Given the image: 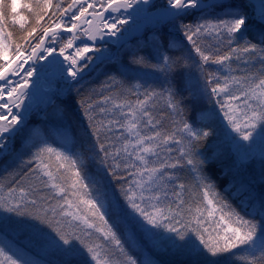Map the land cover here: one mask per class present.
<instances>
[{"label":"snow or ice","instance_id":"snow-or-ice-1","mask_svg":"<svg viewBox=\"0 0 264 264\" xmlns=\"http://www.w3.org/2000/svg\"><path fill=\"white\" fill-rule=\"evenodd\" d=\"M208 8L213 20L182 22ZM244 8L232 0H0V158L20 161L0 195V264H119L116 252L122 264H159L157 250L181 258L167 264H264V189L256 187L264 185V0L252 14ZM113 12L120 16L109 22L105 13ZM93 19L108 31L93 28ZM142 22L152 25L148 51L108 75L106 95L85 92L103 54L83 37L115 36ZM16 24L18 38L8 30ZM130 73L163 80L129 84ZM56 81L79 97L78 143L68 123L60 124L62 143L28 126L39 97L51 93L54 104L64 91L53 89ZM205 96L214 107L200 110L209 123L198 127L186 112ZM220 112L236 136L213 126ZM33 136L39 140L25 150ZM233 156L241 179L231 182L235 192H221L207 168ZM257 162L259 171L249 173ZM226 193L247 198L237 208Z\"/></svg>","mask_w":264,"mask_h":264},{"label":"trees","instance_id":"trees-1","mask_svg":"<svg viewBox=\"0 0 264 264\" xmlns=\"http://www.w3.org/2000/svg\"><path fill=\"white\" fill-rule=\"evenodd\" d=\"M54 1L57 2L58 0H54ZM30 2H34V0H19L20 5H23L24 3H30ZM236 2H238V5H244L245 6L244 10L247 11L248 13L250 12L249 9H251V6L250 7L248 6V4L246 3V0H243L240 2L238 0L232 1L233 4H235ZM207 11H213V10L211 8H209V10L205 9L204 12H207ZM17 12L20 15H23V14H25V16L29 15L27 13V11L23 9L22 6L17 8ZM197 13L201 14V12H196V14ZM192 16H194V15H192ZM192 16H190L189 18H188V16H185L182 18V20H186L184 18H188V20L190 22L195 21V20H193L194 18ZM204 17H206L209 20L214 19V15H208L207 14ZM195 18H197L198 20H202L199 17H195ZM8 20L11 21V17H9ZM6 23H9V21H6ZM29 23H31L30 19H29ZM16 26L19 27L18 24H16ZM17 27H15V29H17ZM8 30H11V29L9 28ZM13 31H14V29H13ZM165 31L166 30L164 29V32ZM14 33H15L14 38H18L20 33L19 32H14ZM146 36H147V38L151 37V32L149 31L146 34ZM164 37H165V34H164ZM138 41L139 40H137V42ZM142 41H140V42H142ZM136 46H139V45L136 44ZM134 48H135L134 44H129L128 46L127 45L123 46V48L120 51L121 53L119 52V56H117L116 58H113L110 61L106 60L104 62L97 64L96 67L94 68V70L91 71L86 76V79L83 82L85 84L84 91L91 93V91L94 89L97 94L103 93L104 95H106L107 92L104 90V85H105V82L107 80L108 75L109 74L116 75L115 69L118 66H120L121 63H123V64L126 63V61L123 58L124 57L123 53L124 52L125 53L131 52ZM136 50L137 49H134L133 51L135 52ZM125 53H124V55H125ZM216 67L217 66H213L210 70H215ZM233 67H235V65H233ZM256 67L257 68L259 67L258 62L256 64ZM118 78H120V77H118ZM127 79H128L129 84L136 83V82L150 83L147 80L137 81L136 79H132V77L130 75L127 77ZM202 82L203 81L201 78V83ZM177 83H178V85L181 84V78L179 76L177 77ZM77 87H79V85H77ZM78 101H79V97L76 95L75 88L72 89L71 92L67 91L64 98L63 97L57 98L55 100L54 104H52L46 108V111H45V113H47L46 117H45V115L43 117L39 116L36 112H34L28 120L29 128L30 129H37L40 131V133L42 135L51 137L57 143H62L64 140V137H63V128L60 127V124H61V122L68 123L71 125V128H72L73 142L78 143V139H79V135H80L79 125L83 120V117L79 111ZM213 107H214L213 100L208 99V97L205 96L204 99L201 100L199 103H194V104L189 105L188 110L186 112V119L190 123L196 124V126H198V127H202V126L208 124L209 121L206 118V113H203L200 110L203 108H209L210 109ZM215 107L217 108V110H219L218 105ZM225 125H227V119H226V117H223V113L220 112V115L216 119L215 124L213 126L222 134L223 131L225 130L224 129ZM226 129L228 132L231 133L232 136L237 135V134H234L232 132V129L230 126H228ZM38 140H39L38 136H33L31 138V140L27 141V145L25 146V150L27 149V147H30L31 143L37 142ZM17 147H20L19 138L17 140ZM79 150H80L79 147H77V151H79ZM203 151L208 152V148L205 147L203 149ZM83 155H84V158H85L89 172L95 173L96 164L93 163L88 158L89 153L85 150V151H83ZM25 159H26V157H25ZM234 159H235L234 156L231 158L221 157L219 160L214 161L213 163L208 165L207 174L215 182L218 190H220L221 192H224L225 189H229V188H231L232 192H235V187H233V184L231 182L235 181L237 186H238L239 180L241 179V177L237 175V173L233 167ZM19 163H20V161L14 159L13 157H8L6 159V161L4 158L0 162V181L3 182L2 183L3 189L6 193H7V185L12 179V177L9 176V173L15 172L17 170L16 165ZM253 168H254L255 172L259 171L258 162L253 167L249 168V173H251L253 171ZM184 175H187L186 171L184 172ZM113 185L115 186V189L118 192L119 185L116 184L115 181H113ZM256 187H257V192L264 189V185L257 184ZM226 195L229 196V199L237 208H240L241 200H244L247 198L246 194H244V193L237 195L234 199H233L231 193H226ZM254 206L259 207L258 202ZM248 210L251 211L252 209L249 208ZM241 211H243V209H241ZM21 238H23V237H21ZM21 238H19V239H21ZM23 244H25V242H23ZM151 255H152V258L154 260L159 262V264H167L168 261H173V260L179 261L181 259L179 256L173 255L171 252H167V251H158L157 250V251H153L151 253ZM119 256H120V254H119ZM115 262H119V264H122L123 257L120 256L119 259H117V260L115 259ZM236 264H242V262L236 261Z\"/></svg>","mask_w":264,"mask_h":264},{"label":"rangeland","instance_id":"rangeland-1","mask_svg":"<svg viewBox=\"0 0 264 264\" xmlns=\"http://www.w3.org/2000/svg\"><path fill=\"white\" fill-rule=\"evenodd\" d=\"M205 1V0H204ZM232 1H234V0H232ZM239 2L240 1H243V0H238ZM55 2V1H54ZM57 2H62L63 3V6H67V3H69V2H71V0H58ZM88 2L89 3H92L93 2V0H88ZM208 2V1H207ZM154 3L155 4H157V5H160V4H162V3H164V0H154ZM236 5H238V2H236L235 3ZM254 6V5H253ZM252 6V7H253ZM251 7V9H249V11H250V14H252L253 13V11H254V9H255V6L252 8ZM97 9H99V5H97ZM207 10V9H206ZM208 10H209V8H208ZM128 11H132L131 9H129ZM89 12H92V9H89ZM252 12V13H251ZM196 12H193V14H191V15H188V18L190 17V16H192V15H194V16H192L194 19L193 20H195V21H189L188 20V18H184V19H186V20H182V22H184V23H197V22H203V20H198L197 18H195V17H199V18H201L202 16L204 17V16H206L207 14L208 15H215V13L213 12V11H207V12H203V13H201V14H199V13H197L196 15ZM23 15H25V14H23ZM86 16H87V14H86ZM117 16H120V13H116V12H113V13H111V16H109V14L108 13H105V17L106 18H108V20H109V22H111L112 20H114ZM185 17V16H184ZM121 18H123V17H121ZM84 17H82L81 18V21H79V22H77V23H80L81 25H83V23H84ZM88 19H92L90 16L88 17ZM9 21V23H10V20H8ZM30 21L32 22V20H31V18H30ZM95 22H97V23H95ZM44 23H46V21L44 22ZM131 23V21L129 22V24ZM139 24V23H138ZM137 24V25H138ZM96 25H101V29H102V34L104 33V32H107L108 30L107 29H103L102 28V22L99 20V19H93L92 20V27L93 28H95L96 27ZM19 26V25H18ZM136 25H134L131 29L129 28V25H117V27H119V28H121L122 30L123 29H125V28H129V30L128 31H122V32H118L117 33V35H115V36H112V35H103V38L101 39L100 38V36L98 35L97 36V39L96 40H94V41H91V40H88V38H87V36H85V37H83V39L85 40V41H87V43H88V45L90 46V47H92L93 49L94 48H96L97 46L101 49V52L103 53H107V54H109V56H106V58H104L103 57V59H102V61H100V60H98V61H96V63H95V65H94V68L96 67V65L97 64H99V63H101V62H104V61H106V60H112L113 58H116L117 56H119V52L121 51V49L123 48V46H128L129 44H134L135 45V48L134 49H137L135 52L132 50L131 52H124L125 53V55H124V53H123V58H124V60L126 61V63L125 64H129L130 63V61H131V59H132V56L135 54V53H137V52H140L142 49L145 51V52H147L148 51V49L145 47V40H146V38H147V36H146V34L149 32V29L151 28V27H149V26H146V28H144V32L141 34V36L139 37H137V36H135L133 39H131V40H128L127 41V43L125 44V45H121L120 47H118V43L121 41V39L122 38H124L125 36H128V35H130V31H132L133 30V28L135 27ZM15 27H17V26H15ZM12 31H13V29H14V32H19V27H17V29H15V28H10ZM165 32H164V34H165V39H167V36H168V32H167V29L165 28ZM79 31V29L76 31V32H78ZM20 33V32H19ZM65 35H67V36H71L72 34H70V33H65ZM149 39H150V37H148ZM144 39V40H143ZM137 40H139L138 42H137ZM143 40V41H142ZM140 41H142V42H140ZM76 43L77 44H79V41H76ZM209 43H213L212 41H209ZM136 44H138L139 46H136ZM72 51L73 50H68V52L69 53H72ZM121 53V52H120ZM193 55H195V53H193ZM13 67H15V65H13ZM9 71H11V69H9ZM91 71H93V70H90L89 72H88V74L91 72ZM195 71V70H194ZM131 77L132 76H134L135 74L134 73H130L129 74ZM146 76H144L143 77V79H141V80H147L148 82H150L151 84H153L154 86H155V84L157 85L159 82H161L162 80H163V76L161 75L160 77H159V79H158V77H156V74L155 73H147V74H145ZM14 79H18V78H14ZM52 87H53V89H56V90H59V89H64V91L62 92V93H60V94H58V95H55L53 98L55 99L56 97H63L64 98V96H65V94H66V92H67V90H66V88H65V85H64V83L62 82V81H56V82H54L53 83V85H52ZM51 93H45V95H44V97L41 99V97H39L38 99H37V101H36V104L33 106V109H32V111H31V113L29 114V117H28V120H29V118L32 116V114L34 113V112H36L39 116H44L45 115V117H46V115H47V113H45V111H46V108L50 105V103H48L47 102V95H50ZM25 103H28L27 101H25ZM228 126H230V125H225L224 126V129H226ZM232 132L234 133V134H236L233 130H232ZM4 158H0V162L3 160ZM2 183L3 182H1L0 181V185H2ZM7 193L4 191V189H3V191H0V195H6ZM97 236L99 235V234H96ZM18 242H20L21 244H23V242H25V244H27V241L26 240H24V238H21V239H19V241ZM97 242H100V241H97ZM119 253L118 252H116V253H114L113 255H112V257H111V259H112V261L113 262H115V259L117 260V259H119ZM0 259H3L2 257H0ZM48 259H53V257H48ZM5 264H7V261H5Z\"/></svg>","mask_w":264,"mask_h":264},{"label":"flooded vegetation","instance_id":"flooded-vegetation-1","mask_svg":"<svg viewBox=\"0 0 264 264\" xmlns=\"http://www.w3.org/2000/svg\"><path fill=\"white\" fill-rule=\"evenodd\" d=\"M208 1V2H207ZM236 1V0H235ZM205 3H209V4H211V3H213L214 2V0H205L204 1ZM246 3L248 4V6L250 7H252L253 5L256 7V6H258V4H259V0H246ZM253 6V7H254ZM252 7V8H253ZM252 13V12H251ZM250 14V13H249ZM95 23H97V22H95ZM80 24V23H79ZM137 36H141V34L140 35H137Z\"/></svg>","mask_w":264,"mask_h":264},{"label":"bare ground","instance_id":"bare-ground-1","mask_svg":"<svg viewBox=\"0 0 264 264\" xmlns=\"http://www.w3.org/2000/svg\"><path fill=\"white\" fill-rule=\"evenodd\" d=\"M147 24H148V23H146V22H142V23H140V24L137 25V28H136V29L139 30V29L145 27Z\"/></svg>","mask_w":264,"mask_h":264},{"label":"water","instance_id":"water-1","mask_svg":"<svg viewBox=\"0 0 264 264\" xmlns=\"http://www.w3.org/2000/svg\"><path fill=\"white\" fill-rule=\"evenodd\" d=\"M134 35H135V34H130V35L126 36V37L123 39L122 43H123V42H126V41H128V40H130Z\"/></svg>","mask_w":264,"mask_h":264}]
</instances>
